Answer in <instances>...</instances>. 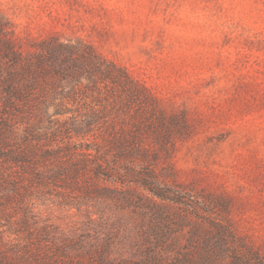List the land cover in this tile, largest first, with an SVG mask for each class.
Listing matches in <instances>:
<instances>
[{
	"label": "rangeland",
	"instance_id": "1",
	"mask_svg": "<svg viewBox=\"0 0 264 264\" xmlns=\"http://www.w3.org/2000/svg\"><path fill=\"white\" fill-rule=\"evenodd\" d=\"M5 34L20 40L23 51L36 50L31 39L54 36L125 69L174 119L172 136L185 128L184 138L163 149L148 130L139 136L145 152L135 155L138 164L174 177L183 192V202L172 205L169 234L160 225L156 236L175 242L191 264H264V0H0V37ZM8 66L0 58V70ZM87 77L67 79L33 101L74 105L78 122L94 106L95 115L106 116L108 132L131 128L129 116L141 109L112 108L109 88ZM51 114L50 107L46 116L31 119L0 113V132L8 130L10 144L26 137L40 148L100 141L101 120L87 136L66 134L61 123L70 113ZM124 162L132 165L130 156ZM2 166H8L0 165L8 177L4 186H16L9 203L0 200L4 247L59 246L73 253L107 240L111 258L138 259L153 245L147 209L121 210L112 202L79 206L67 192L27 186L21 172ZM216 224L228 225L235 238L222 242L214 234L208 249H222L207 255L200 249L203 229L215 233ZM193 226L196 237L186 234Z\"/></svg>",
	"mask_w": 264,
	"mask_h": 264
},
{
	"label": "trees",
	"instance_id": "2",
	"mask_svg": "<svg viewBox=\"0 0 264 264\" xmlns=\"http://www.w3.org/2000/svg\"><path fill=\"white\" fill-rule=\"evenodd\" d=\"M30 42L36 50L23 51L20 40L8 38L6 34L0 37V58L10 65L0 70V113L11 118L31 119L46 116L50 107L51 116L70 113L68 121L61 123L66 134L87 136L98 120H101L104 129L98 136L100 141L94 137L92 141H78L54 149L40 148L26 137L21 142L10 144L7 140L8 130L3 128L0 132V165L13 168L17 174L21 172L18 177L27 186L67 192L79 206L95 207L96 203L112 202L121 210L147 209L151 213L153 245L146 248L141 258L126 259L111 258L107 240L97 245H80L73 253L59 246H36L33 250L20 243L9 247L0 244V264H191V258H187L176 247L175 242L156 236L160 225L169 234L173 214L171 208L173 204L183 202V192L175 189L174 177L167 180V177L158 176L154 170L138 164L141 160L138 162L135 156L145 152L140 147L139 138L145 129L154 134L153 142L163 149L174 139L185 137L184 126L176 132V136H172L169 125H172L170 121L174 119L166 116L155 99L125 69L104 59L92 48L88 47V52L81 51L69 43L60 42L54 36L31 39ZM83 73L88 74L89 80H94V86L96 80H99L104 88H109L114 96L112 108L119 106L117 110L141 109L138 114L135 111L136 113L129 116L134 119L130 121L131 124L128 123L131 128L122 126L118 131L108 132L109 123L104 120L106 116L102 113L95 115L97 111L94 106L89 105L90 113L78 122L72 115L74 105H48L33 101L34 95L47 89L53 90L54 85L61 88L63 81L76 80ZM181 120L180 124L186 125L185 120ZM131 144L132 148L129 150L127 146ZM127 156L131 158V166L124 162ZM7 178L0 174V200L5 204L11 201L16 191L15 181L7 183L13 188L4 186ZM95 213L100 212L95 209ZM21 222L26 225L27 219ZM213 226L215 233L207 228L203 229L206 238L203 239L205 244L202 243L200 249L207 255L222 249L215 244L208 249L206 243L214 234L222 242L225 239L231 242L235 238L228 225ZM186 234L196 237L198 227H191ZM30 236L32 234L28 231L26 238L30 239ZM148 241L151 244L150 238ZM200 241L201 239L197 243L200 244ZM234 258L239 263L240 257L234 255Z\"/></svg>",
	"mask_w": 264,
	"mask_h": 264
}]
</instances>
